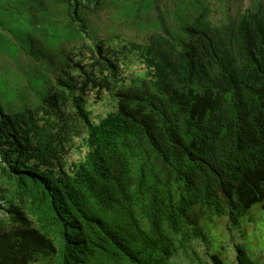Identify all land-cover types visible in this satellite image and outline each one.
<instances>
[{
    "label": "trees",
    "instance_id": "16d2710c",
    "mask_svg": "<svg viewBox=\"0 0 264 264\" xmlns=\"http://www.w3.org/2000/svg\"><path fill=\"white\" fill-rule=\"evenodd\" d=\"M117 1L52 4L69 5L65 11L91 39L103 28L83 17L100 20L114 8L120 28L130 20L162 31L116 48L123 34L115 26L77 61L67 48L76 38L34 50L16 44L15 64L29 68L37 56L48 66L65 57L80 80L69 73L41 102L30 83L28 95L18 86L21 99L0 91L1 176L39 220L27 229L19 210L17 225L0 226V264H173L190 238L211 244L207 222L228 217L237 229L264 206V0L219 25L186 29L150 17L157 0L130 3L136 15ZM132 59L148 75L126 85L120 74ZM97 85L118 102L98 124L83 95ZM236 259L260 264L242 246Z\"/></svg>",
    "mask_w": 264,
    "mask_h": 264
},
{
    "label": "rangeland",
    "instance_id": "374dc122",
    "mask_svg": "<svg viewBox=\"0 0 264 264\" xmlns=\"http://www.w3.org/2000/svg\"><path fill=\"white\" fill-rule=\"evenodd\" d=\"M46 1L48 4H52L54 0ZM137 1L139 6H144L147 3V0L143 2L121 0L117 1V5L118 7L128 6L127 12H131L130 15H136L130 3ZM180 1L181 8L179 9ZM261 1L157 0V10L148 12L152 18L158 15L165 18L164 22L170 29H174L178 21L179 26L186 29L210 22V20L212 25H219L248 8H253L254 4ZM41 3L46 4L43 0H0V91L3 97L21 99L15 98L18 86L23 87L22 90L18 89L20 95L31 94V91L27 90L30 83L33 95L41 102L63 75L61 73L62 66L58 60L54 61V65L47 66L36 63L38 57L35 56L29 68L15 64L16 44H22L28 49L34 50L36 46H55L61 38L65 40L76 38L78 41H83L84 44L89 42V39L80 31L79 22L73 19L74 15L68 10L65 11L69 5L63 4L61 7L58 2H54L51 6L46 4L48 7L46 9ZM178 9L176 19L175 12ZM115 10V8L114 10H105L100 20L93 16L85 15L83 17L89 26L96 23L102 26L103 32H100L96 39L106 40V35L111 34L115 26L118 27L117 32L123 34V38L136 41H142L150 34L161 32L163 29L159 24L157 27H152L150 31H146L145 28H141L143 29L141 30L129 25L130 20L124 21V28H120L119 24L122 20ZM205 14L206 16H204ZM21 40L24 43H21ZM67 48H72V53L76 55L79 50L83 49L82 57L89 52L87 45L84 46L81 42L76 41H72ZM76 74L78 75V73ZM137 75L144 76L146 72L137 60L132 59L123 67L120 78L127 79L126 83H129V79H133ZM86 98V109L96 122L118 107L108 92L101 97L96 90H92ZM77 157L83 158L84 152L75 153L74 157H71V161L79 160ZM205 225V230L212 241L211 244L205 245L191 235L188 248L180 251L179 258L174 260L175 264H215L209 254L219 255L221 264H237L238 246H242L253 258H258L260 264H264V206H254L242 218L241 226L237 229L231 225L228 217H216L213 222H207Z\"/></svg>",
    "mask_w": 264,
    "mask_h": 264
},
{
    "label": "clouds",
    "instance_id": "9594fccd",
    "mask_svg": "<svg viewBox=\"0 0 264 264\" xmlns=\"http://www.w3.org/2000/svg\"><path fill=\"white\" fill-rule=\"evenodd\" d=\"M73 15V13H72ZM78 21V20H76ZM79 22V21H78ZM79 24H81L79 22ZM79 29H80V25H79ZM88 39L89 42L84 44L83 41H76V42H81L84 46H88L89 48L93 47L96 48L95 45L97 43H101V42H106L108 41V39L106 38V40H98L96 38H89L86 34H84ZM148 40V38H144V40H138V42L141 43H145ZM137 42L136 40H130V39H121L117 44H116V48H120L122 45L128 43V42ZM83 49L78 51V54H73V57L75 58V61L82 60V59H88L90 57L89 52H87L86 55H83ZM60 62V65L62 66V71L61 73H63L62 77L57 81V83L61 80V79H68V74H72L74 77L77 78V81L80 80V72L71 68H67L66 64H67V60L65 59V57H60L57 59ZM139 63V61H138ZM144 70H145V66L142 65ZM146 72V71H145ZM78 73V75L76 74ZM147 74V72H146ZM148 75V74H147ZM147 75L142 76V78L146 77ZM140 76V75H137ZM131 82V80L129 81V83ZM129 83H125L126 85ZM58 90H60V87L57 86ZM97 94L99 96L102 97V95H104L106 92L108 91H102L100 92L102 86L101 85H97ZM95 90L93 88L91 89H86V91H84L85 94L84 98H85V109H86V105H87V94L92 91ZM110 93V92H108ZM110 97L113 98V100L117 103V100L112 96V94L110 93ZM87 110V109H86ZM117 110V109H116ZM115 110V111H116ZM89 113V112H88ZM91 117V114H90ZM92 119V118H91ZM96 124L99 123V119L97 120V122L92 119ZM84 155H85V150L83 151ZM81 152V153H83ZM78 158V157H77ZM4 167V164L2 163V161L0 160V226H3L7 231L8 229H10L12 226H15L18 224L19 222V216H18V211L20 210L21 212V223H27V229L30 228L31 225H36L39 220L36 217V213L34 211V209L31 207V205L29 204V202L26 200V198H24V196L22 194H17L15 193V185H13L12 183H8L5 181V179L2 178V173L1 170ZM182 249H180L181 251ZM180 251L179 254L176 258H174V260H176L177 258H179L180 256ZM173 260V264H175L176 262Z\"/></svg>",
    "mask_w": 264,
    "mask_h": 264
}]
</instances>
